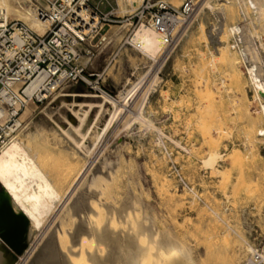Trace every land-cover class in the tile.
Instances as JSON below:
<instances>
[{
	"label": "bare ground",
	"instance_id": "1",
	"mask_svg": "<svg viewBox=\"0 0 264 264\" xmlns=\"http://www.w3.org/2000/svg\"><path fill=\"white\" fill-rule=\"evenodd\" d=\"M134 1L141 2V0H117L119 8L117 12L120 14L131 12L134 9L132 3ZM178 2H181V6L188 3L190 9H193L195 5V0H179ZM34 4L36 7L38 5L45 8L48 6L46 0H0V25L18 21L43 33L48 24L38 18ZM204 4L210 10L217 11L223 16L222 21L217 24L222 44L217 48L216 53L210 50L209 57L206 58L208 61H202L199 66L201 67L199 76L203 75L202 72L205 70L203 63L207 62L212 65L214 72L218 73L220 78L215 77L219 80V85L216 84L219 87H216V90L210 87L209 80L205 79L201 85L196 87V91L198 94L200 93V98L206 103H210L215 92L224 91L228 93L229 99H231L232 113L237 114L243 120L244 142L248 145L246 149L249 153L258 152L259 148L264 146V0H207ZM181 21L180 18L173 29L167 32L161 31L146 21H141L133 29L130 23L123 26L111 25V28L115 26L119 28L115 30L113 28V31L110 30L107 34L102 35L99 43L95 44V38L91 37L76 47L78 64L86 67L89 62L94 60L92 55L94 50L102 52L111 43H118L124 39L125 43L139 52L144 59L151 62L159 60L169 47L170 36H174L177 31L179 32L180 26H182ZM203 35L202 38H205V34ZM123 47L126 48L125 45ZM240 66L244 67L245 70H242ZM129 80L128 83H130ZM41 81L42 76L28 88L27 92L32 94ZM140 84L133 88L128 84L130 90L120 91L119 99L123 102L122 105L113 99L102 98L95 93L65 92V89L71 85H64L61 88V94L58 92L60 95L57 99L62 108L67 107L73 115V119H69V116L67 118L65 115L59 114L68 127L62 125L59 119L54 118V113L58 109L51 108L50 102L43 110L33 102H28L25 105L17 122L22 123V130L18 131L13 139H6L0 149V264H196L195 260L193 261L189 257L191 250L188 248L190 251H185L184 244L186 243L179 240H169L166 242V247L163 248L156 246V241L154 244H145L148 240L140 237L141 234L138 235L139 243L137 236L127 234L129 237L120 238L119 232L114 231L115 224L119 220H109L110 217L107 218L104 209L106 206L102 207L104 204H100L101 198L106 196V190L112 187L113 183L111 182L115 181V178L108 181L102 170V172L95 170L91 174L88 184L86 182V188H84L85 186L81 187L86 166L90 164L87 165V160L93 156L99 142L111 130L117 137L130 129L132 121L143 122L147 126L155 127L152 121L145 116L142 106H136L142 98L139 97L140 100H138L137 89H139ZM244 84L253 90V97L257 103L254 111L251 108L253 100H249L247 88L244 89L243 87ZM19 88V85L15 87L16 90ZM68 98H75V100L69 102ZM76 98H81L83 101L79 102ZM137 101L138 103H136ZM204 102L202 103L205 104ZM19 107L20 105L17 103V108ZM228 107L231 108L230 105ZM105 115L106 117L108 115V118L101 124ZM9 118L10 114L6 109L0 110V125H6ZM31 125H34L35 131H29ZM217 131L219 135L228 133L222 128ZM173 142L182 147V144L177 140ZM205 142L212 148L208 155L201 159V164L205 169L215 171L226 177L229 175H226L229 170L217 169L220 162L229 159L235 165L241 164L240 150L233 149L229 154H222L223 152L218 151L220 139L218 141L207 139ZM250 144L254 145V150L249 146ZM182 148L185 149V147ZM185 150L189 153L193 151H190L189 148ZM196 152H198L197 149ZM226 155H228L227 159L225 158ZM81 159H84L83 162ZM111 177L113 176L111 175ZM239 177L242 181L243 174ZM261 180L264 182V173ZM162 183L163 189L170 186L167 179H163ZM260 184L264 185V183ZM254 185L257 186L258 184H251L250 186ZM172 197L174 198L173 194ZM197 198L200 197L192 196L194 200ZM106 199L108 198L106 197ZM109 204L105 203L108 206ZM9 213L13 215L12 219L16 218L18 229L24 230L25 238H27V232L29 233L28 236L32 238L37 231L45 229L44 227L47 225V230L45 229V234L42 233L43 236H41L40 241L31 247L26 246L21 255L16 254L6 241L9 232ZM212 213L223 221L220 213L214 210ZM131 215L129 213V217ZM132 220L127 221L132 223ZM117 224L119 226V223ZM227 229L220 235L208 236L206 243L208 264L241 263V253L236 252L234 245L229 242V230ZM133 230L137 233L136 229L133 228ZM130 231L128 232L131 234L132 231ZM167 232L169 233L168 230ZM170 236L172 235L170 234ZM166 237L163 238L166 239ZM246 241H248L247 244L244 243L245 246L242 247L246 254L241 264L252 260L257 249H260L264 259V244L251 243L247 239ZM244 244L241 243V245Z\"/></svg>",
	"mask_w": 264,
	"mask_h": 264
},
{
	"label": "rangeland",
	"instance_id": "2",
	"mask_svg": "<svg viewBox=\"0 0 264 264\" xmlns=\"http://www.w3.org/2000/svg\"><path fill=\"white\" fill-rule=\"evenodd\" d=\"M165 1L174 9L179 10L182 7L181 2H178L179 0H176L177 2L173 0ZM206 1L195 0L190 15L181 16L182 26H180L179 32L177 31L174 34L173 39L170 37L169 47L159 60L151 62L144 59L139 52L125 43V39L118 43H111L102 52L93 51L94 60L86 66L88 73L95 75L92 81H98L101 86L112 91L113 100L117 101L118 104L120 103L119 105L123 104L119 99L120 91L130 90L141 83L139 89H137L139 93L138 100L142 98L136 106H142L145 116L152 121L155 127L147 126L143 122L132 121L130 129L122 132L117 137L114 136V132L111 130L99 142L93 156L87 160V165L90 164L86 166V174L84 173L82 177L81 187L85 186L84 188H86L91 174L95 170L103 171L108 181L115 178V181L111 182L113 183L112 187L106 190V196L103 199L101 198L100 204H104L102 207L106 206L104 209L107 218L110 217L109 220H119L115 224L114 231L119 232L120 238L129 237L128 235L138 237L141 234L140 237L145 238L146 241L148 240L145 244H154L156 241L155 245L163 248L166 247L167 241L176 239L186 243L184 244L185 251L191 250L189 257L193 261L195 260L196 264H208V257L206 256L208 236L220 235L228 228L229 242L234 245L236 252L241 253L240 258L242 260L240 262L242 263L246 254L242 247L247 244L246 239L258 245L264 244V185L260 184L264 183L261 180L264 173V146H261L258 152H254L255 154L249 153L246 149L248 145L244 142L243 120L237 114L232 113L231 99H229L228 93L224 91L215 92L217 97L214 94L210 103H206L200 98V93L198 94L196 91V87L201 85L205 79L209 80L210 87L215 88V90L219 87L217 86L219 85L217 79L220 76L214 72L212 65L206 61V63H203L205 65L203 75L199 76V71L201 72L199 66L202 61H208L206 58L209 57L210 50L216 53L217 48L222 44L217 24L222 21L223 16L218 14L217 11L206 7L204 4ZM112 2L117 8L116 1L112 0ZM103 9L107 11L109 8L105 6ZM117 28L119 27H106L102 35ZM202 33L205 34V38H202ZM102 35L94 39L95 44L99 43ZM124 45L126 48L123 47ZM240 67L245 70L244 67ZM244 77L243 73V79ZM128 80L130 83L127 82ZM243 87L244 89L247 88L249 100H253L251 108L254 111L257 103L253 97V90L247 84H244ZM65 90V92L70 93H95L83 82L71 85ZM58 92L61 94V90L57 91L52 96L53 98L51 97L52 99L50 98L44 103L45 106L43 104L39 107L43 110L50 102L51 108L58 109L54 113V118L59 119L62 125L68 127L60 115H65L67 118L69 116V119H73V115L67 107L62 108L57 99L60 95ZM142 99L145 101L143 102ZM68 100L72 102L75 98H68ZM76 100L83 101L81 98H76ZM202 102L209 105L206 106ZM229 105L231 108L228 107ZM106 118H108V115L107 117L105 115L101 124ZM31 126L29 131H35L34 125ZM219 128L225 129L228 133L225 135L217 134ZM146 129L147 131H145ZM207 139L215 141L220 139L218 151L223 152L222 154H229L233 149L241 151L242 160L240 165L233 164L229 159L219 163L217 169L229 170L228 173L226 172V175L229 174L228 176L223 175V178L222 174L205 169L201 164V159L206 157L212 150L205 142ZM175 140L180 142L185 149L193 150L190 152L191 154L173 142ZM249 146L253 150L255 149L253 144ZM196 149L198 152H196ZM225 158L227 159L228 155ZM173 162L183 169L188 180L197 187L200 198L194 200L191 195L177 188L175 181L169 174ZM56 163L58 164V162ZM242 174L243 182L239 177ZM250 177L252 178L248 179ZM163 179H167L170 184L169 187H164V189L162 187ZM252 181L255 183H252ZM249 183L258 184V187L256 185L250 186ZM236 185L238 188H236ZM104 202L110 203L109 206L105 205ZM128 210L130 215L133 213L132 217L130 216L133 220L129 217ZM212 210L220 213L219 215H222L220 217L223 221L219 220L212 213ZM127 220H132V223ZM117 223H119L120 228ZM44 228L47 230V225ZM133 228L136 229L137 233ZM45 229L37 231L32 238L28 236L29 233L27 232V246L31 247L37 244L41 236L45 234ZM167 230L169 233L171 232L170 234L174 239ZM165 236H167L166 239L163 238ZM138 239L139 237L137 241ZM241 243L245 244L241 245Z\"/></svg>",
	"mask_w": 264,
	"mask_h": 264
},
{
	"label": "built area",
	"instance_id": "3",
	"mask_svg": "<svg viewBox=\"0 0 264 264\" xmlns=\"http://www.w3.org/2000/svg\"><path fill=\"white\" fill-rule=\"evenodd\" d=\"M46 1V8L36 7L37 2L34 4L38 18L48 24L43 33L18 21L0 25V110L6 109L10 114L7 124L0 125V149L6 139H13L22 130V123L17 122L25 105L28 102L43 105L64 85L83 82L102 98L114 99L112 91L98 81L93 82L95 75L78 64L76 47L79 44L101 36L111 25L130 23L134 27L146 21L161 31H171L181 16H189L193 11L188 3L177 10L165 0L134 1V9L125 14L117 12V0V8L112 0ZM105 6L109 8L107 11L103 9ZM40 76L42 81L29 94L28 88ZM18 85L20 88L16 90ZM169 174L177 188L199 196L196 186L178 164H171ZM243 264H264L260 249L255 251L252 260Z\"/></svg>",
	"mask_w": 264,
	"mask_h": 264
},
{
	"label": "water",
	"instance_id": "4",
	"mask_svg": "<svg viewBox=\"0 0 264 264\" xmlns=\"http://www.w3.org/2000/svg\"><path fill=\"white\" fill-rule=\"evenodd\" d=\"M12 216L9 213V232L6 241L16 254L21 255L27 246L25 233L24 230L18 229L16 218L12 219Z\"/></svg>",
	"mask_w": 264,
	"mask_h": 264
},
{
	"label": "snow or ice",
	"instance_id": "5",
	"mask_svg": "<svg viewBox=\"0 0 264 264\" xmlns=\"http://www.w3.org/2000/svg\"><path fill=\"white\" fill-rule=\"evenodd\" d=\"M89 123H91V121H89Z\"/></svg>",
	"mask_w": 264,
	"mask_h": 264
}]
</instances>
